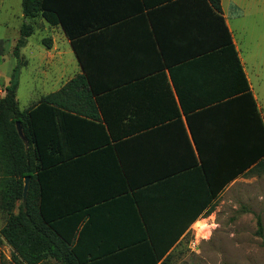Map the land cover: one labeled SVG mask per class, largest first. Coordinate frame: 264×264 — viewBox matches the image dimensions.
<instances>
[{"label":"crops","instance_id":"0c3cea01","mask_svg":"<svg viewBox=\"0 0 264 264\" xmlns=\"http://www.w3.org/2000/svg\"><path fill=\"white\" fill-rule=\"evenodd\" d=\"M48 3L73 38L61 24L21 12L32 33L47 32L43 59L57 84L29 106L59 90L58 106L33 109L31 118L41 150L36 162L44 226L84 257L177 237L170 252L207 209L197 149L208 154L252 146L258 130L253 108L264 125L236 39L255 19V0H219L217 12L251 97L242 90L226 31L205 0ZM21 47L18 60L25 64ZM8 80L0 84V97ZM211 163L207 158L208 170ZM4 181L0 170V264H27L2 233ZM28 183L26 176L13 214L24 207ZM37 264L59 263L47 257Z\"/></svg>","mask_w":264,"mask_h":264},{"label":"trees","instance_id":"16d2710c","mask_svg":"<svg viewBox=\"0 0 264 264\" xmlns=\"http://www.w3.org/2000/svg\"><path fill=\"white\" fill-rule=\"evenodd\" d=\"M206 5L216 13L223 29L227 34V47L233 55L237 65L238 74L243 81V92L251 97L245 75L241 70L236 52L233 48L226 26L217 14L220 12L219 0H205ZM21 9L24 17L42 16L51 24H61L66 35L73 38L69 29L63 23L58 12L51 7L48 0H21ZM32 26L23 22L19 28V37L13 47V56L18 59L19 48L25 39L32 33ZM46 44V43H45ZM48 45V43H47ZM18 65L12 67L8 83L4 87V94L0 97V170L5 176V190L1 195V203L6 210V222L2 233L8 243L24 259L27 264H37L41 260L52 257L59 264H167L173 245L172 242L160 244L154 241L146 244L123 245L118 251H106L99 255L80 256L77 247L69 242L61 241L57 234L46 228L42 212V194L38 185V175L41 170L36 157L40 155V148L33 133L31 118L33 109L50 108L58 106L56 96L59 90L42 96L36 103L21 109L16 97L18 86ZM72 79L65 88L74 83ZM254 109L258 121V130L255 131V141L250 147L230 149H208V154L202 149H197L201 158V168L206 185L204 207L206 213L211 210L214 199L221 192L225 184L232 178L242 173L255 170L264 172V125L259 114ZM16 122H19L24 139L18 134ZM212 162V169L206 167V160ZM215 162H220L216 166ZM29 177V183L24 199V207L13 214L11 208L16 200L22 198L23 178ZM14 190H13V189ZM261 222L257 218V234L261 235ZM183 231V229H182ZM181 231V232H182ZM56 234V235H55ZM56 236V237H55ZM64 240V239H62ZM145 245V246H144Z\"/></svg>","mask_w":264,"mask_h":264},{"label":"rangeland","instance_id":"374dc122","mask_svg":"<svg viewBox=\"0 0 264 264\" xmlns=\"http://www.w3.org/2000/svg\"><path fill=\"white\" fill-rule=\"evenodd\" d=\"M263 3L264 0H255V19L247 21V29L236 33V39L264 112ZM21 12V0H0V84L7 82L12 67L19 64L16 97L24 109L57 84L54 79L49 80L52 70L43 59L46 48L41 40L47 34L44 29L35 28L21 47L27 63L13 56L14 40L23 20ZM257 218L261 235L256 232ZM199 219L170 250L167 264H264V172L244 173L217 195L209 213Z\"/></svg>","mask_w":264,"mask_h":264},{"label":"water","instance_id":"95a60500","mask_svg":"<svg viewBox=\"0 0 264 264\" xmlns=\"http://www.w3.org/2000/svg\"><path fill=\"white\" fill-rule=\"evenodd\" d=\"M16 129H17L18 134L24 139V136L22 134V130H21V126H20L19 122H16ZM25 187H26V185L24 186V188Z\"/></svg>","mask_w":264,"mask_h":264}]
</instances>
